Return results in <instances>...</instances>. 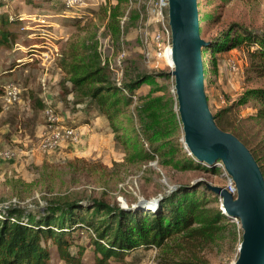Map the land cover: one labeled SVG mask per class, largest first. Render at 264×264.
<instances>
[{"label": "rangeland", "instance_id": "obj_1", "mask_svg": "<svg viewBox=\"0 0 264 264\" xmlns=\"http://www.w3.org/2000/svg\"><path fill=\"white\" fill-rule=\"evenodd\" d=\"M24 1L14 0L0 8V13L6 11L17 20L18 27L16 35L8 41L10 45L0 47V94L2 86L8 82L21 89V98L15 106L7 112L0 109V151L9 149L17 153L14 160L0 159V209H4L11 198H16L27 213L35 216L49 202L62 203L72 199H99L122 208L138 200L149 203L179 184L206 180L212 185L224 186L227 175L219 164L217 170L210 173L197 168H174L172 163L163 164L158 156L147 163L129 160L132 148L126 149L121 138L114 141L109 123L96 108L86 107V103L73 104L67 76L58 65L61 48L68 40L79 41L93 35L102 62H114L123 49L126 54L123 71L131 61L140 62L149 69L139 48L138 20L135 24L128 22L131 13H137V0H82L83 5L73 9H67L64 0H53L39 9H33ZM197 4L199 16L203 18L199 33L204 40L214 37L233 22L264 35V0H197ZM116 6L122 14L119 18L121 46L118 48L107 30L110 12ZM73 12H79L81 17L74 16ZM47 50L52 52L50 58L51 52ZM46 52L47 56L42 55ZM216 57L217 72L209 71L204 76V90L212 114L227 108L246 89L264 87V77H257L247 70L248 61L243 49H232ZM231 64L237 69L230 70ZM156 85L160 89L158 94L174 95L171 76L168 80L159 79ZM148 89V86H142L136 95L146 93ZM47 105L59 115L61 124L78 129L79 125L87 123L90 129L87 134H80L77 144L64 143L50 153L23 155L45 128L43 110ZM133 105L129 108L132 114ZM251 106L252 102L226 112L220 118V125L224 130L236 133L264 164V121L257 122L248 117ZM182 137L180 125L175 133L176 144L181 148V155L196 162L184 148ZM100 143H108L110 147L96 157L94 155L99 151L93 155L90 151L99 148ZM143 143L148 147L146 141ZM178 159L182 160L180 154L175 155V160ZM214 205L220 208L218 197ZM155 207L145 205L136 210L148 211ZM231 221L237 225L236 221ZM233 231L226 228L222 239L202 253L207 264H232L235 261L240 240L237 229ZM156 256L157 249L138 250L119 264H157ZM53 262L64 264L56 258ZM81 262L92 263L88 252Z\"/></svg>", "mask_w": 264, "mask_h": 264}, {"label": "trees", "instance_id": "obj_2", "mask_svg": "<svg viewBox=\"0 0 264 264\" xmlns=\"http://www.w3.org/2000/svg\"><path fill=\"white\" fill-rule=\"evenodd\" d=\"M13 1L0 0V8ZM52 1L24 2L39 9ZM119 8H112L107 24L111 41L117 48L121 46ZM137 20L138 14L133 11L128 22L135 24ZM201 21L203 18L199 16V23ZM16 28L15 18L6 11L0 13V47L10 45L8 41L16 35ZM205 41L207 45L202 49L205 77L209 71L217 72L216 55L232 49H243L247 70L264 77V35L257 30L233 22ZM58 65L67 76L73 104L86 103V107L96 108L109 123L114 141L121 138L126 149L132 148L129 160L147 163L158 156L163 164L172 163L174 168H197L210 173L217 170V164H222L216 161L205 168L181 155L175 138L180 126L175 95L158 94L160 89L156 85L159 79L170 78L167 68L148 69L140 62L131 61L117 82L108 62L101 61L93 35L79 41H66ZM142 86H148V91L136 95ZM250 102L248 117L264 121V87L246 89L213 117L220 129L235 135L250 150L264 178L260 157L236 133L220 125L223 114ZM132 105L134 116L129 112ZM179 154L182 160H175V155ZM208 183L198 180L179 184L159 196L156 207L148 211L124 210L99 199L49 202L36 216L16 206L0 209V264H57L53 258L64 264H84L81 259L86 252L91 264H119L135 251L156 249L157 264H207L202 253L222 239L226 228L233 232L237 229L241 239L238 220L235 225L214 205L217 196L208 190Z\"/></svg>", "mask_w": 264, "mask_h": 264}, {"label": "water", "instance_id": "obj_3", "mask_svg": "<svg viewBox=\"0 0 264 264\" xmlns=\"http://www.w3.org/2000/svg\"><path fill=\"white\" fill-rule=\"evenodd\" d=\"M171 33V62L176 109L184 148L198 162L210 166L221 161L235 186V195L223 186L206 184L219 198L220 210L237 219L241 239L232 264H264V178L250 150L232 133L220 129L204 90L202 49L207 42L199 33L197 0H167ZM159 198V197H158ZM138 200L122 209L157 205Z\"/></svg>", "mask_w": 264, "mask_h": 264}, {"label": "built area", "instance_id": "obj_4", "mask_svg": "<svg viewBox=\"0 0 264 264\" xmlns=\"http://www.w3.org/2000/svg\"><path fill=\"white\" fill-rule=\"evenodd\" d=\"M137 2L138 42L143 61L150 69L159 70L167 68L171 70L172 66L168 63V58L171 57V33L167 19V0H137ZM64 3L67 9L83 5L82 0H64ZM73 13L74 16L77 14L76 17H81L79 12ZM47 51L51 52L50 50ZM54 51V53H57L55 48ZM42 55L47 56V52L42 53ZM50 56H52V52L48 57L50 58ZM124 56L125 50L121 49L114 62L107 60L110 69L115 74L117 82H120L123 75L122 60ZM236 69L235 65L231 64L230 70L234 71ZM20 98L21 89L17 84L8 82L3 85L0 94L1 111H9L19 102ZM43 115L45 128L39 133L37 142L32 144L30 149L23 155L34 152L50 153L55 151L61 144H77L79 142L80 133L75 128L61 124L59 115L49 105L44 107ZM144 146L147 147L146 144ZM15 151L9 149L1 150L0 159L14 160L17 157ZM226 177L227 179L223 187L234 196V183L230 177ZM8 206L23 208V204L16 198H11L8 204L4 206V209ZM234 221L237 222V219Z\"/></svg>", "mask_w": 264, "mask_h": 264}, {"label": "crops", "instance_id": "obj_5", "mask_svg": "<svg viewBox=\"0 0 264 264\" xmlns=\"http://www.w3.org/2000/svg\"><path fill=\"white\" fill-rule=\"evenodd\" d=\"M90 127V124H87V123H84L83 125H79L77 128L78 129H76L77 131H80V134H83V133H88V130L90 129L89 128ZM82 131V132H81ZM98 137H100V135H98V134H96ZM98 147L99 148H97L96 150H91L90 152H91V154L93 155V153L95 154V153H97V152H95V151H99V154H96V155H94V156H96V157H98V156H100L101 155V153H106L105 152V149H108V147H110L109 145H108V143H107V145H103V144H98ZM93 149V148H92ZM90 152L89 151H85V153H87V154H90ZM107 152H108V154H110L111 153V151L110 150H107ZM85 156V155H84Z\"/></svg>", "mask_w": 264, "mask_h": 264}, {"label": "bare ground", "instance_id": "obj_6", "mask_svg": "<svg viewBox=\"0 0 264 264\" xmlns=\"http://www.w3.org/2000/svg\"><path fill=\"white\" fill-rule=\"evenodd\" d=\"M168 63L172 66L171 57L168 58ZM222 165V164H219Z\"/></svg>", "mask_w": 264, "mask_h": 264}]
</instances>
